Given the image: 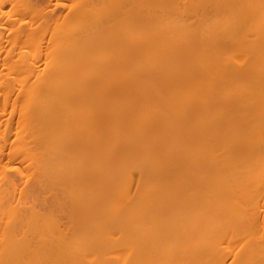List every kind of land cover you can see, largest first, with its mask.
I'll return each mask as SVG.
<instances>
[{"label": "bare ground", "instance_id": "obj_1", "mask_svg": "<svg viewBox=\"0 0 264 264\" xmlns=\"http://www.w3.org/2000/svg\"><path fill=\"white\" fill-rule=\"evenodd\" d=\"M0 264H264V0H0Z\"/></svg>", "mask_w": 264, "mask_h": 264}]
</instances>
